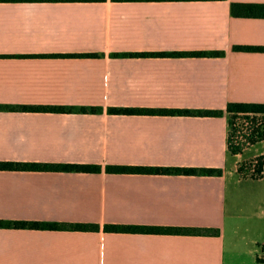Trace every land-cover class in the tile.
<instances>
[{"label": "crops", "instance_id": "obj_1", "mask_svg": "<svg viewBox=\"0 0 264 264\" xmlns=\"http://www.w3.org/2000/svg\"><path fill=\"white\" fill-rule=\"evenodd\" d=\"M232 2L264 0L0 2V105L102 108L0 110V161L101 166L98 173L0 171V220L98 226L0 228V264H264V138L230 155L226 113L108 112L264 103V51L233 50L264 47V18L233 17ZM198 51L225 54L151 55ZM126 53L145 55H114ZM257 157L260 178L237 174V164ZM109 165L222 172L110 173ZM106 224L206 232L115 233Z\"/></svg>", "mask_w": 264, "mask_h": 264}, {"label": "trees", "instance_id": "obj_2", "mask_svg": "<svg viewBox=\"0 0 264 264\" xmlns=\"http://www.w3.org/2000/svg\"><path fill=\"white\" fill-rule=\"evenodd\" d=\"M13 1H106V0H0V2ZM128 1V0H113ZM230 14L233 17L243 18H264V3H241L232 2L230 4ZM234 51L254 52L264 51V47L235 45ZM225 53L223 51H198V52H173V53H153L151 55H171L178 57L194 56V57H221ZM139 56L144 53H126L114 54ZM63 56V55H55ZM72 56H96V54H77ZM0 110H20V111H55V112H102L100 107H53L41 105H0ZM109 113L113 114H158V115H187V116H221L224 113L228 116V134L227 147L230 155H239L247 147L261 141L264 138V103L256 102H229L225 110H183V109H139V108H109ZM254 125L252 137L246 142H238L235 139V119L238 117L250 119ZM259 123V124H257ZM252 161L240 163L237 172L243 177L258 179L262 175L263 160L258 157L252 165ZM248 165V166H247ZM252 168V169H251ZM107 172L110 173H138V174H173V175H220L221 169L216 168H175V167H147V166H129L115 165L107 166ZM248 170V174H247ZM252 170V172H249ZM0 171H64V172H86L98 173L101 166L97 164H79V163H38V162H16V161H0ZM0 228L14 229H41V230H61L70 228L79 231H94L98 229L95 224L71 223L61 224L57 222H36V221H13L0 220ZM106 232H123V233H203L202 229H189L179 227H163V226H142V225H123V224H106L104 227Z\"/></svg>", "mask_w": 264, "mask_h": 264}, {"label": "built area", "instance_id": "obj_3", "mask_svg": "<svg viewBox=\"0 0 264 264\" xmlns=\"http://www.w3.org/2000/svg\"><path fill=\"white\" fill-rule=\"evenodd\" d=\"M251 117L250 119L238 117L235 121V139L238 142H246L247 139L252 137L254 125L251 122Z\"/></svg>", "mask_w": 264, "mask_h": 264}, {"label": "rangeland", "instance_id": "obj_4", "mask_svg": "<svg viewBox=\"0 0 264 264\" xmlns=\"http://www.w3.org/2000/svg\"><path fill=\"white\" fill-rule=\"evenodd\" d=\"M237 119H235V121H236ZM258 158V157H257ZM257 158H252V159H248V160H243V161H241L240 163H243V162H248V165H250L249 164V162H251V160H255L256 161V159ZM255 161H252V165H253V163H255ZM239 163V164H240ZM239 164H237V167H238V165ZM247 165V166H248ZM252 169V168H251ZM249 172H252V170H250ZM237 174L238 175H240L238 172H237ZM247 174H248V170H247ZM241 176V175H240ZM241 177H243V176H241ZM246 177H248V176H246ZM246 182L245 181H243V182H240V183H238V184H236V186H237V192H236V194H237V197L239 196V207L241 208V209H243L244 208V203H243V193H244V191H245V188H246V184H245ZM231 181H229V186L231 187ZM254 207H250L249 208V211H252V209H253ZM242 233V232H241Z\"/></svg>", "mask_w": 264, "mask_h": 264}]
</instances>
